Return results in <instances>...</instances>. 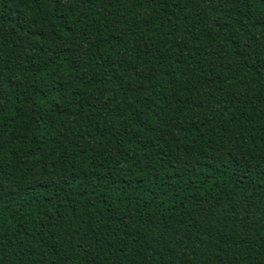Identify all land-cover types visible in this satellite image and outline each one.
Masks as SVG:
<instances>
[{
  "label": "trees",
  "instance_id": "trees-1",
  "mask_svg": "<svg viewBox=\"0 0 264 264\" xmlns=\"http://www.w3.org/2000/svg\"><path fill=\"white\" fill-rule=\"evenodd\" d=\"M0 264H264V0H0Z\"/></svg>",
  "mask_w": 264,
  "mask_h": 264
}]
</instances>
